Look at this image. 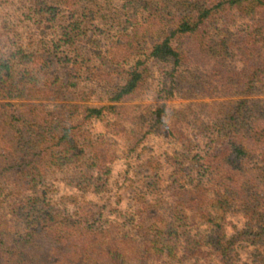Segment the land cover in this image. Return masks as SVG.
<instances>
[{
    "label": "trees",
    "instance_id": "1",
    "mask_svg": "<svg viewBox=\"0 0 264 264\" xmlns=\"http://www.w3.org/2000/svg\"><path fill=\"white\" fill-rule=\"evenodd\" d=\"M187 1H192V6L184 7ZM159 3L146 23L121 30L109 44L108 69L99 67L93 72L94 77L113 82L115 73L129 64L123 82L110 88L108 104L86 107L77 117L69 110H48L35 101L57 94L55 81L40 80L34 74L51 64L50 51H33L13 42L11 52L0 53V264H151L149 260L160 261L166 250L176 257L178 228H152L145 215L157 213L143 198L142 211L145 208L146 213L141 212L136 220L135 232L141 236L135 238L124 233L117 222H100L92 203L83 198H66L67 203L78 205L77 212L70 214L66 207L47 200V190H42L43 196L37 195L50 171L64 172L69 183L79 189L86 187L95 194L107 190L112 172L107 163L116 156L108 154L107 143L95 138L88 125L118 114L121 106L126 108L122 101L141 96L152 63L171 64L173 76L191 60L202 61L223 91L243 97L232 107L212 106V116L220 122L216 125L223 135L221 143L204 156V163L215 173L219 186L234 197L253 202L258 195L259 183L248 163L258 153L264 163V122L252 121L249 97L264 85V0ZM174 3L177 7L172 10ZM237 16L250 18L251 28L232 35L228 23L218 26L221 21L234 22ZM61 43L74 45L73 37L67 34ZM58 46L60 42L54 46L56 50ZM228 50L241 55L242 68L228 67ZM22 65H32L34 70ZM71 71L70 76L76 68ZM70 84L74 87L75 82ZM173 92L170 88L171 96ZM92 93L80 91L77 95L87 99ZM164 112L165 105L153 111L155 125H161ZM121 129L130 140V149H136V141L142 137L136 138L133 128ZM175 161L179 164L181 159ZM182 170L184 166H178L176 174ZM186 202L195 205V216L214 228L213 249L220 263L239 264L220 201L199 190ZM215 208L219 214L211 211Z\"/></svg>",
    "mask_w": 264,
    "mask_h": 264
},
{
    "label": "rangeland",
    "instance_id": "2",
    "mask_svg": "<svg viewBox=\"0 0 264 264\" xmlns=\"http://www.w3.org/2000/svg\"><path fill=\"white\" fill-rule=\"evenodd\" d=\"M190 2L184 3V7L192 6ZM159 6V0H0V53L11 52L13 42L33 51H50L51 64L42 71L35 69L34 74L40 80L55 81L57 94L35 101L44 103L48 110H69L77 117L86 107L108 104L110 88L121 84L124 70L129 69V64L124 65L121 72L115 73L113 82L93 76L99 67L107 68L109 44L123 28L146 23L149 14ZM170 6L172 10L177 7L176 3ZM234 19V22L221 21L218 26L228 23L226 28L232 35L251 28L250 18ZM67 34L73 37L74 45L61 43ZM58 42L61 46L56 50ZM240 56L235 50L227 51L230 69L242 68ZM25 67L34 70L32 65H22ZM172 67L150 64L143 94L120 103L127 111L121 106L118 114L88 125L95 138L107 143L108 154L116 156L107 163L112 172L106 191L95 194L86 187L79 189L69 183L64 172L50 171L37 195L43 196L42 190H47V200L66 207L70 214L77 212L78 205L67 203L66 198H83L92 203L100 222H117L124 233L135 238L141 236L135 232L136 222L141 212L146 213L145 208L142 211L143 198L157 213L145 215L152 228H178L174 241L176 257H170L166 250L160 261L149 260L151 264H221L213 249L214 228L195 216L194 204L185 203L202 190L207 197L220 201L227 236L235 242L239 264H264V163L260 153L251 156L248 163L259 183L254 199H262L258 205L249 202L252 199L234 197L220 187L215 173L204 163V156L221 143L223 135L216 125L220 122L212 116V106L232 107L243 97L223 91L220 81L202 61L191 60L173 76ZM74 68L76 72L70 76ZM70 82H75L74 87ZM259 87L260 91L249 97V103L253 108L252 121L262 123L264 85ZM170 88L173 96L169 94ZM80 91L93 93L81 99L77 95ZM162 105L165 112L161 125L157 126L153 111ZM122 126L133 128L136 138L142 137L136 141V149H130ZM177 157L181 159L179 164L175 161ZM178 166H184L183 173L176 174ZM217 208L211 211L219 214Z\"/></svg>",
    "mask_w": 264,
    "mask_h": 264
}]
</instances>
